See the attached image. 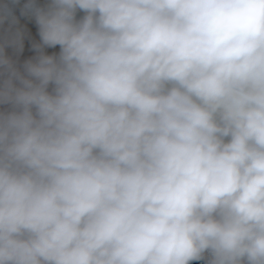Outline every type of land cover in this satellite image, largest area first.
<instances>
[{
  "label": "clouds",
  "instance_id": "obj_1",
  "mask_svg": "<svg viewBox=\"0 0 264 264\" xmlns=\"http://www.w3.org/2000/svg\"><path fill=\"white\" fill-rule=\"evenodd\" d=\"M0 264H264V0H0Z\"/></svg>",
  "mask_w": 264,
  "mask_h": 264
}]
</instances>
